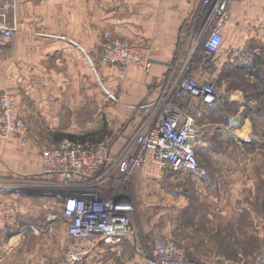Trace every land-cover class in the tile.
<instances>
[{
    "label": "rangeland",
    "instance_id": "374dc122",
    "mask_svg": "<svg viewBox=\"0 0 264 264\" xmlns=\"http://www.w3.org/2000/svg\"><path fill=\"white\" fill-rule=\"evenodd\" d=\"M135 2L142 4L146 0H103L98 43L90 48L82 43L87 61L85 79L76 80L73 85L67 76L66 81L56 83L55 93L66 91L86 100L81 111L73 115L70 129L49 128L44 120L46 115L19 114L27 134L25 138L8 137L11 138L8 148L0 154V167L3 168V162L7 164L6 175L0 176V264H60L71 240L62 220L49 219L52 213L61 210V202L45 188L48 182L42 175L41 150L58 142L56 136L65 133L77 139L91 137L93 142H103L118 153L144 122L139 107L157 101L165 94L164 90L168 92L171 84L168 77L179 72L176 55L166 78L148 86L146 94L145 71L136 65L101 62V47L111 39L152 50L148 43H133L116 32L118 25L133 16ZM201 7L193 13L192 26L199 21ZM39 20L38 26L43 28L38 29L44 34L48 26L69 30L71 36L79 29L77 18L69 19L71 24H64L61 19H53L49 24L46 21L50 19ZM107 32L111 33V39ZM15 34L9 41L13 45ZM179 43L181 47V40ZM10 47L2 53L9 62L15 54ZM25 52L28 59L33 54L31 50ZM223 59L221 44L212 63L206 68L194 65L189 73L198 81L212 80L218 92L216 103L192 108V104L180 102L191 113L202 112L198 119L203 126L202 137L196 146L199 170L173 171L159 181L146 178L144 192L135 185L136 207L132 215L135 236L131 242L124 243L118 252L99 253L95 247L77 264L139 261L157 240L172 241L182 251L183 264H264V113L256 110L264 103V91H259L262 88L259 80L250 71V64L255 61L264 81V56L247 51L240 60L247 68L238 69L224 64ZM18 90L26 97L27 91ZM71 116L61 115L60 126H67ZM20 151L38 158V173L27 174L10 166L9 161L15 160Z\"/></svg>",
    "mask_w": 264,
    "mask_h": 264
},
{
    "label": "built area",
    "instance_id": "2783aa9c",
    "mask_svg": "<svg viewBox=\"0 0 264 264\" xmlns=\"http://www.w3.org/2000/svg\"><path fill=\"white\" fill-rule=\"evenodd\" d=\"M253 0H203L196 24L190 59L179 72L168 77L169 91L161 98L140 106L145 119L138 132L115 156L108 145L64 138L41 150L45 188L61 202V210L49 219L62 220L70 242L60 264H77L97 244L115 245L134 232L135 185L139 177L162 179L170 171H197L196 146L202 137L199 114L180 102L216 103L218 92L212 80L198 81L189 76L195 65L206 68L221 47L223 23L229 6L248 5ZM18 0H0V53L18 29ZM106 36L111 39V33ZM64 39V37H62ZM151 48L111 39L101 47L103 64L136 65L149 72ZM90 67L94 65L87 58ZM110 98H113L109 95ZM26 125L19 115L15 96L0 90V139L25 138ZM88 242L84 245L83 242ZM147 256L127 264H183L182 251L169 240L150 244Z\"/></svg>",
    "mask_w": 264,
    "mask_h": 264
},
{
    "label": "crops",
    "instance_id": "0c3cea01",
    "mask_svg": "<svg viewBox=\"0 0 264 264\" xmlns=\"http://www.w3.org/2000/svg\"><path fill=\"white\" fill-rule=\"evenodd\" d=\"M18 2L19 22L15 34L16 41L14 45L12 42L8 43L3 51L5 52L11 45L10 49L15 50L14 60L9 62L4 54L2 55L3 52L0 53V90L8 88L14 93L20 115L21 112L37 114L40 117L46 115L44 118L46 126L68 130L73 115L79 113L80 108L85 106V97L81 100L79 95L74 96L66 91L55 93L54 90L58 88L56 83L66 81L67 76L73 85L76 80L80 82L85 79L87 61L82 49L98 43L97 31L101 29L103 22V0H18ZM200 5L203 6L201 0H146L142 4L135 2L132 7L133 16L126 23L116 27V32L123 38L133 43L144 45L148 43L152 47V68L146 72V94L148 86H154L166 78L168 67L176 55L180 68L192 57L197 26H192L191 22L193 13ZM228 11L229 17L222 27L224 64L233 68L242 65L240 60L245 57L247 51H254L260 57L264 56V0H253L249 5L234 2ZM39 17L50 19L46 21L47 24L53 19H61L64 24L65 22L71 24L69 19L77 18L79 29L71 36L69 30H60L55 26L51 28L47 25L49 30L44 34L43 30L38 29L43 28L38 26L41 21ZM26 50L33 52L29 59L26 57ZM20 88L27 91V95L30 96L25 97L24 93L18 90ZM66 113L72 115L71 121L67 126H60L61 115ZM10 139H0V154L8 148ZM128 141H125L123 148ZM112 151V156L120 152ZM9 162L13 169L22 172L24 170L27 174H36L40 171L38 158L23 155L22 151L15 160ZM1 165L3 168L0 167V176H5L7 164L3 162ZM137 186L144 192L146 178L139 177L136 181ZM134 236L135 234H132L115 245L100 243L92 249L96 247L95 250L99 253L106 250L118 252L124 243L131 242ZM83 244L88 245V242L84 241Z\"/></svg>",
    "mask_w": 264,
    "mask_h": 264
},
{
    "label": "trees",
    "instance_id": "16d2710c",
    "mask_svg": "<svg viewBox=\"0 0 264 264\" xmlns=\"http://www.w3.org/2000/svg\"><path fill=\"white\" fill-rule=\"evenodd\" d=\"M251 66H250V71L253 73L252 75L253 76H255V77H257L258 78V80H259V86H261L262 88H261V90H259V91H264V81H263V79L261 78L262 76H261V72L259 71V68L257 67V65H256V63H255V61H253V63H251L250 64ZM237 69L238 68H247V65H239V66H237L236 67ZM256 87H258V84L256 85ZM256 87H254L255 89H257ZM198 104H200V105H203V104H201V103H194V104H192V108H194L195 107V105H197L198 106ZM203 106H205V105H203ZM211 106V105H210ZM179 107L181 108V109H183V107H185V105H179ZM208 107V106H207ZM192 108H191V110H192ZM256 110H257V113H264V103H263V105H261V106H258L257 108H256ZM191 113V112H190ZM191 114H193V115H201L202 114V112L201 111H197L196 113L195 112H192ZM198 119H199V117H198ZM62 138H68V139H70V140H72V141H78V142H92V143H95V142H93V138H91V137H89L90 139H88V138H86V137H81V139H77L74 135H71V134H65V133H60V134H58L57 136H56V141H60ZM170 172H173V171H170ZM169 172V173H170ZM187 172H190V171H187ZM168 174V173H167ZM166 174V175H167Z\"/></svg>",
    "mask_w": 264,
    "mask_h": 264
}]
</instances>
